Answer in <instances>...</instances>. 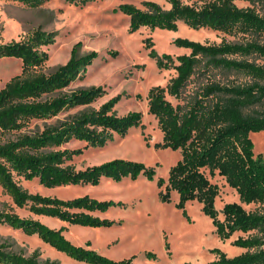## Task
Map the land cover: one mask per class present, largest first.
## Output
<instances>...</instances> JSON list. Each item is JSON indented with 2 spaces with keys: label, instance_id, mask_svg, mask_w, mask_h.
Returning <instances> with one entry per match:
<instances>
[{
  "label": "trees",
  "instance_id": "obj_1",
  "mask_svg": "<svg viewBox=\"0 0 264 264\" xmlns=\"http://www.w3.org/2000/svg\"><path fill=\"white\" fill-rule=\"evenodd\" d=\"M28 5L40 0H20ZM84 3L87 0H67ZM164 9L153 0L143 1V7L120 3L115 10L129 16V31L140 26L176 28L182 20L193 28L211 27L228 33L264 32V14L253 6H238L234 0H166ZM250 3L264 0H248ZM54 40V32L38 27L19 40L0 42V57H16L21 71L0 88V186L17 207H25L32 215H44L69 224L106 227L114 220L101 217L111 206L122 201L98 199L88 194L61 198L30 192L20 178H36L46 187L61 185L98 184L102 178L119 181L141 175L152 180L155 166L141 161L116 157L97 164L77 168L71 159L82 148H62L70 138L83 140L85 146L103 145L114 133L123 135L141 122L142 113L130 110L117 114L114 105L120 95H114L99 107L89 104L105 91L102 86L68 89L70 83L86 73V67L98 56L91 50L77 52L78 43L68 60L51 71L40 68L48 58L42 49ZM150 41L149 39H147ZM176 46L188 53L173 57L170 53L149 55L160 68H174L175 75L165 85L151 86L147 92L148 113L154 115L162 132V141L155 147L178 149L180 158L169 167L167 178L158 177V198L170 201V192L178 195L176 208L188 220L187 201L201 203L220 239L238 235L232 244L242 248L229 256L213 248L216 257L207 264H264V153H254L249 134L264 129V63L236 55L255 54L264 61V43L254 38L235 41L222 39L218 43H202L186 37H176ZM116 55L115 50H108ZM199 63L206 67H224L244 72L249 80L223 83L208 80L191 95L184 91ZM177 100L174 104L169 98ZM82 106V107H80ZM76 111L55 123H45L41 129L32 128L33 120H48L62 111ZM222 176L235 189L239 202H225L218 217L215 198L218 186L211 178ZM243 203H255L245 209ZM19 228L36 234L43 242L72 259L89 264H134L133 257L112 259L85 245L73 243L64 234L65 226L51 227L37 218L23 217L8 208H0V225ZM147 256H154L148 252ZM1 264H57L55 260L40 259L37 250L23 254L0 243Z\"/></svg>",
  "mask_w": 264,
  "mask_h": 264
},
{
  "label": "rangeland",
  "instance_id": "obj_2",
  "mask_svg": "<svg viewBox=\"0 0 264 264\" xmlns=\"http://www.w3.org/2000/svg\"><path fill=\"white\" fill-rule=\"evenodd\" d=\"M145 0H87L74 3L67 0H40L28 5L20 0H0V42L19 40L35 28L54 32L53 42L43 45L48 58L40 68L51 71L57 65L68 60L72 47L78 43L79 54L96 50L98 56L86 67L81 78L74 79L68 89L86 86H102L105 93L89 104L97 108L114 95L120 98L114 105L117 114L130 110L142 113L141 122L130 127L125 134L114 133L103 145L85 146L83 140L70 138L61 145L62 148H82L74 155L71 162L77 168L97 164L112 158L122 157L138 160L146 165L155 166L152 180L141 175L135 179L124 177L119 181L102 178L98 184H76L46 187L36 178L19 183L30 192L53 195L61 198L88 194L98 199L122 201V205L109 207L103 212H96L101 217L113 219L106 227H89L69 224L59 219L32 215L27 208L17 207L10 195L0 186V208L12 209L20 216L37 218L51 227L65 226L64 234L73 243L94 248L112 259L133 257L134 264H207L217 255L213 248H219L227 255L238 254L243 249L237 248L232 241L241 233L235 231L229 238L220 239L211 219L201 210V203L187 201L185 209L188 220L182 211L176 208L178 195L170 192V201L158 198V177L167 178L169 167L180 158V151L171 148L155 147L162 141V132L154 115L148 113L147 92L151 86L165 85L175 75V69L160 68L155 59L149 55L155 52L170 53L173 57L188 53L189 49L176 46V37H186L202 43H218L222 39L240 40L254 38L264 43V32L228 33L211 27L193 28L182 20L177 21L176 28L161 26H140L129 31V16L115 10L118 4L128 2L143 7ZM164 9L170 4L166 0H153ZM191 2V0H183ZM238 6H253L264 14V2L250 3L248 0H234ZM149 39L150 41H148ZM108 50H115L111 55ZM257 63H264L255 54L236 55ZM21 71V61L16 57H0V88L15 74ZM244 72L224 67H206L199 63L188 82L184 95H191L208 80L223 83L249 80ZM168 98L175 104L177 100ZM82 107V106H80ZM67 109L48 120H33L31 127L41 129L45 123H55L76 111ZM253 141L254 153H264V129L249 134ZM211 180L218 186L215 207L218 217L225 202L237 201L239 196L224 178L215 175ZM251 210L255 203H243ZM0 243L9 249L27 255L37 250L40 259L55 260L57 264H89L70 258L43 242L36 234H27L19 228L6 224L0 225ZM152 252L154 256H147ZM1 264V263H0Z\"/></svg>",
  "mask_w": 264,
  "mask_h": 264
},
{
  "label": "crops",
  "instance_id": "obj_3",
  "mask_svg": "<svg viewBox=\"0 0 264 264\" xmlns=\"http://www.w3.org/2000/svg\"><path fill=\"white\" fill-rule=\"evenodd\" d=\"M237 248H240V247H238V246H236ZM240 249H242V248H240Z\"/></svg>",
  "mask_w": 264,
  "mask_h": 264
}]
</instances>
